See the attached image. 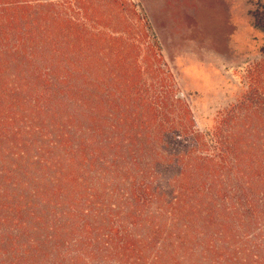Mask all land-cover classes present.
I'll list each match as a JSON object with an SVG mask.
<instances>
[{
  "label": "trees",
  "instance_id": "trees-1",
  "mask_svg": "<svg viewBox=\"0 0 264 264\" xmlns=\"http://www.w3.org/2000/svg\"><path fill=\"white\" fill-rule=\"evenodd\" d=\"M105 1L79 0L82 23L67 16L59 0H0V44L16 41L21 50L13 55L18 84L27 80L24 66L37 82L35 91L0 96L5 154L24 140L22 128L32 129L19 126L27 108L72 121L82 115L89 122L80 132L52 126L49 143L29 162L22 159V167L9 170L3 156L0 264H164L166 256L173 257L166 249L177 224L164 220L174 202L175 208H188L181 246H200L193 232L199 220L218 228L193 264H264V254H255L261 240L230 236L238 231L234 222L247 230L264 218L263 164L243 168L240 134L197 129L191 106L168 86L176 78L143 6ZM254 23L264 34V6ZM103 25L109 27H97ZM3 57L0 51V67ZM260 68L263 72L264 64ZM150 79L160 83L161 94L151 95ZM64 107L80 112L68 114ZM253 111L263 117L262 109ZM230 112L220 124L231 119ZM206 148H213L214 158L203 155ZM174 170L179 174L168 177ZM92 171L99 189L92 186ZM109 185L111 199L105 202ZM203 185L210 187L209 195L197 194ZM225 192L231 204L213 210Z\"/></svg>",
  "mask_w": 264,
  "mask_h": 264
},
{
  "label": "rangeland",
  "instance_id": "rangeland-1",
  "mask_svg": "<svg viewBox=\"0 0 264 264\" xmlns=\"http://www.w3.org/2000/svg\"><path fill=\"white\" fill-rule=\"evenodd\" d=\"M99 1L106 2L105 0ZM131 1L142 5L149 17L160 41L166 63L176 78L175 81L168 80V86L175 90V94L183 96L187 104L191 106L194 116L192 119L195 120L197 129L208 135L216 133L218 129L224 136H230L232 131L240 134L241 140L238 141L237 152L244 162L245 167L243 168H249L251 165L257 166V164L264 166V71L262 72L260 68L264 64V55L261 52L264 34L254 25V14L259 7L264 6V0ZM59 3L63 6L67 16L75 15L78 20L85 23L81 17L79 0H59ZM109 16L110 14H107V18ZM97 27L105 29L109 25ZM92 28L95 27L92 25L88 29L92 30ZM18 46L16 41L6 42L5 45L0 44V51L5 52L3 66L0 67V96L4 98L15 90L21 89L25 93L27 88L32 91L37 88L36 78H32L28 73V66L22 68L27 80L24 84H18L17 64L13 62V55L19 56L18 53L21 51ZM30 56L31 50L28 53V57ZM257 69L260 71L257 72ZM259 74L260 77H257ZM97 76L94 77L98 78ZM147 84L152 86L151 95L161 94L162 86L156 80L150 79ZM242 103L245 105L240 107ZM257 108L259 111L262 109L263 117L253 115V110ZM62 110L70 114L77 109L64 107ZM227 110L232 111L230 112L231 119L220 124V118ZM23 116L24 118H20L19 126H32V129L28 128L27 131L24 130L25 128L21 129L25 136L20 138L26 140L24 145H22L24 140H19V147H10L8 154H5L8 144L0 147V163L4 156L6 160L3 162L9 170L17 165L24 166L26 161L22 159L25 158L29 162L30 158L37 156L39 148L49 143L52 126H73L74 132L78 127L80 132L89 124L82 115L72 121L68 118L65 120L66 116L55 117L49 112L48 114L47 112L37 114L30 108L25 109ZM210 149L206 148L201 151L204 156L214 158L215 152L213 148ZM92 150L93 148L89 147V154H92ZM258 172V169L252 171L253 174L261 175ZM28 173L30 176L34 175V171ZM178 174L179 171L174 170L169 173L168 177ZM91 179L92 186L99 189L97 172H91ZM115 180L119 182L117 178ZM111 187L112 185L107 186L106 194L103 196L104 201L106 198L111 199ZM210 191V187L203 185L197 194L205 196L209 195ZM226 193L218 197V203L213 204V210L218 211L225 203L231 204L225 201L228 200V198L225 199ZM173 195L176 200L178 194ZM176 203L174 202V207L168 209L169 213L166 214V221L164 220V223L177 224V231L173 232L174 236L167 242L169 248L166 249V252L173 257L166 256V263H163L193 264L194 260H199L204 255V247L212 236L216 237L218 228L204 222L206 220H199V223L193 226V232L195 236H200V246L190 244L186 248L181 246L178 244L184 237L180 236L181 230H186V225L189 224L187 220H183V218H188V208L184 204L175 208ZM191 204L195 203L191 200ZM153 209L157 210V205L153 206ZM109 210L111 209H108L106 213ZM227 211L230 216L231 205L228 206ZM120 217H117V220ZM233 227L238 231H234L231 237L240 241L259 239L264 244L263 217L260 221H255L247 230H239L235 222ZM255 254L262 256L264 245L262 249L256 250ZM193 255H195L193 258L187 257Z\"/></svg>",
  "mask_w": 264,
  "mask_h": 264
}]
</instances>
